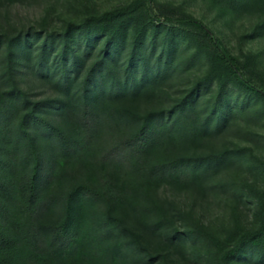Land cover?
Returning <instances> with one entry per match:
<instances>
[{
    "label": "rangeland",
    "instance_id": "rangeland-1",
    "mask_svg": "<svg viewBox=\"0 0 264 264\" xmlns=\"http://www.w3.org/2000/svg\"><path fill=\"white\" fill-rule=\"evenodd\" d=\"M153 18L201 21L237 61L244 78L264 90V0H3L0 5L1 91L10 88L13 76L31 100L42 103L41 116L62 127L64 97L54 82L64 65L78 69L80 79L99 64L131 82L163 68L157 81L146 78L145 90L128 98L126 106L146 115L189 99L200 122L214 118L212 127L190 139L179 134L171 155L229 157L226 167L213 173L201 169L184 182H128L124 223L97 239L93 259L71 258L65 264H264V97L218 60L198 26L160 24ZM32 132L46 168L52 169L49 140L39 130ZM10 152L11 145L1 142L0 229L7 235L8 203L27 186V178L15 180L6 166ZM85 180L97 187L105 183L92 170ZM138 194L141 198L132 197ZM148 195L167 214L159 230L154 229L159 215L150 219L142 213ZM103 210L78 200L74 221L100 229ZM176 231L185 234L183 239L169 241ZM10 249L0 248V264H15Z\"/></svg>",
    "mask_w": 264,
    "mask_h": 264
},
{
    "label": "trees",
    "instance_id": "trees-1",
    "mask_svg": "<svg viewBox=\"0 0 264 264\" xmlns=\"http://www.w3.org/2000/svg\"><path fill=\"white\" fill-rule=\"evenodd\" d=\"M153 21L198 26L214 46L218 60L247 88L264 97V90L244 78L237 61L201 21L159 18ZM163 73L160 68L158 75L150 72L152 76L147 74L143 81L131 82L97 64L80 79L78 69L71 70L64 65L54 82L64 97L60 101L65 122L62 127L42 117V103L31 100L11 76L10 88L0 90V143L6 142L12 147L9 156L7 153L6 166L14 179L27 178L24 193L8 203L10 234L0 229V248H11L12 262L65 264L71 258L93 259L99 252L97 239L105 231V235H112L126 220L128 182L172 184L191 179L201 169L213 173L227 166L226 153L201 159L171 155L170 148L179 134L190 139L209 133L212 127L214 118L200 122L196 107L189 99L170 110L146 115L126 106L128 98H136L145 90L148 76V81H157ZM217 122L216 130L221 131L220 120ZM32 130H39L49 140L54 156V167L50 170ZM15 139L20 141L17 147ZM91 170L104 179L103 186L86 182L85 174ZM140 196L132 195L138 199ZM81 199L104 209L100 229L76 225V202ZM147 201H142V213L150 219L158 214L154 229L159 230L168 222L164 205L151 195ZM103 224L105 230L101 229ZM183 236L176 231L169 241ZM119 244L122 245L121 241Z\"/></svg>",
    "mask_w": 264,
    "mask_h": 264
}]
</instances>
